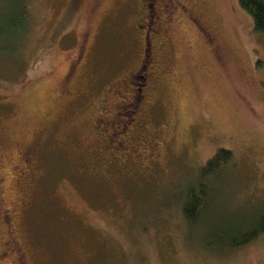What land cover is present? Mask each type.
<instances>
[{
	"label": "rangeland",
	"instance_id": "rangeland-1",
	"mask_svg": "<svg viewBox=\"0 0 264 264\" xmlns=\"http://www.w3.org/2000/svg\"><path fill=\"white\" fill-rule=\"evenodd\" d=\"M3 1L0 264H16L12 245L1 254L9 229L26 264H264V232L235 248L208 240L264 212V33L238 0H196L217 55L185 18L166 25L170 77L144 107L150 153L113 140L103 152L91 126L102 89L140 64V0ZM222 149L232 159L190 228L184 196Z\"/></svg>",
	"mask_w": 264,
	"mask_h": 264
},
{
	"label": "flooded vegetation",
	"instance_id": "flooded-vegetation-1",
	"mask_svg": "<svg viewBox=\"0 0 264 264\" xmlns=\"http://www.w3.org/2000/svg\"><path fill=\"white\" fill-rule=\"evenodd\" d=\"M140 2L141 11L138 19L143 22V25L138 26V30L143 32V36L139 34L143 45L140 64L121 81L102 89L93 109V112L99 114L91 122L92 131L106 145L103 152H112L108 145L111 143L110 140L116 143L113 148L120 146L125 152H153L151 150V135L148 133L147 127L144 126L146 123V121L144 122L146 114L144 107L146 104H152L161 77H170L169 67L163 64L162 53L168 39L166 25L176 20L177 15L188 20L212 52L217 55V42L209 27L204 23L205 15H199L190 9L197 5L196 0H140ZM86 39L87 35H83L79 46L77 44V53L70 61L67 77L71 76L72 70L79 67L85 59ZM152 47H155V53ZM111 98L113 103L110 102ZM119 106H124L122 107L124 112L118 111ZM109 107H114V110H117L113 112L117 114V119L111 120ZM9 234L10 240L6 241L7 246L1 254H6L8 247L12 245L10 249L15 252L16 264H22L25 261V256L22 254L21 248L18 247V242L10 229Z\"/></svg>",
	"mask_w": 264,
	"mask_h": 264
},
{
	"label": "trees",
	"instance_id": "trees-1",
	"mask_svg": "<svg viewBox=\"0 0 264 264\" xmlns=\"http://www.w3.org/2000/svg\"><path fill=\"white\" fill-rule=\"evenodd\" d=\"M238 3L239 6L251 16L253 29L256 32L264 33V0H238ZM2 4L6 5V2L2 0ZM190 9L195 13L200 11V9L197 10V6H192ZM201 12L204 14L203 11ZM201 12H199V15H202ZM23 23L24 22H22L21 25H23ZM204 23L209 27L212 35L215 37L212 28L208 25L205 18ZM194 30L197 32L195 27ZM199 36L202 38L200 34ZM218 52H220V50H218L217 42V53ZM76 68L77 67L72 70V73ZM231 159L232 154L230 150H219L211 159L207 161L204 167H201L199 173L201 177L200 180L187 189L184 201L182 202V213L184 219L190 225V228H196L197 225V227H200L199 223L204 214L206 204L209 202L212 194L214 193V183L212 182V179H216L215 174L219 172L223 165L230 162ZM262 232H264V212H261L257 217H255L247 228L243 226L242 223L233 225V227L226 225L223 230L214 233L208 240L209 244L216 242L222 247L235 248L251 242ZM22 254L24 255L23 252ZM23 264H26V258Z\"/></svg>",
	"mask_w": 264,
	"mask_h": 264
}]
</instances>
